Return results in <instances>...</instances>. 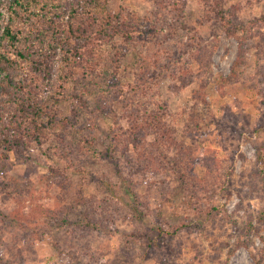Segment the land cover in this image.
Masks as SVG:
<instances>
[{
	"label": "rangeland",
	"instance_id": "obj_1",
	"mask_svg": "<svg viewBox=\"0 0 264 264\" xmlns=\"http://www.w3.org/2000/svg\"><path fill=\"white\" fill-rule=\"evenodd\" d=\"M180 1L182 12L178 0L110 1L141 32L100 48L111 62L99 58V77L81 82L91 111L71 112L68 101L61 111L77 112L88 150L50 138L9 154L0 175L3 260L18 251L13 264H264V26L251 33L250 23L264 15V0L223 1L249 37L236 79L237 39L199 0ZM113 74L129 86L120 104L105 86Z\"/></svg>",
	"mask_w": 264,
	"mask_h": 264
},
{
	"label": "trees",
	"instance_id": "obj_2",
	"mask_svg": "<svg viewBox=\"0 0 264 264\" xmlns=\"http://www.w3.org/2000/svg\"><path fill=\"white\" fill-rule=\"evenodd\" d=\"M110 1L0 0V175L8 170L10 153L22 157L32 145L42 146L50 138H61L63 143L74 141L77 148L81 144L82 149H89L88 139L76 134L77 112L73 110L72 116H68L62 115L61 111L66 101L71 112L72 109L91 111L82 95L87 88L86 81L99 77L97 68L103 67L97 66L99 58L111 62L110 55L100 56V48L115 39L128 40L141 32L136 26L137 18L125 11L114 13ZM223 1L199 0L205 16L224 22L227 35L239 42L230 75L231 79H236L249 37L239 33L247 30L239 23L237 11L225 9ZM178 2L182 12L183 3ZM177 5L173 2L171 8H177ZM250 23L252 33L255 28L264 26V15ZM110 79L105 86L116 88L118 99L115 102L120 104L127 97L129 86L121 83L115 74ZM82 81L86 84L81 85ZM111 147L109 145V149ZM137 153L139 151L135 149ZM106 156L129 194L133 213L138 220H143L145 215L130 192L118 158L112 152ZM257 159L264 166V153ZM152 166H155V159ZM257 173L258 179L264 182V171ZM61 222L64 224L66 220ZM19 224L13 220L14 228ZM249 224L248 229H253ZM254 231L257 230L254 228ZM19 255L17 251L8 260L0 256V262L13 264Z\"/></svg>",
	"mask_w": 264,
	"mask_h": 264
}]
</instances>
